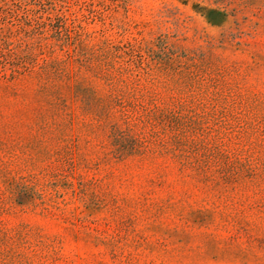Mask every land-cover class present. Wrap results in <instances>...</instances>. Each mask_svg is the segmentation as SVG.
<instances>
[{"label":"rangeland","instance_id":"374dc122","mask_svg":"<svg viewBox=\"0 0 264 264\" xmlns=\"http://www.w3.org/2000/svg\"><path fill=\"white\" fill-rule=\"evenodd\" d=\"M0 264H264V0H0Z\"/></svg>","mask_w":264,"mask_h":264}]
</instances>
